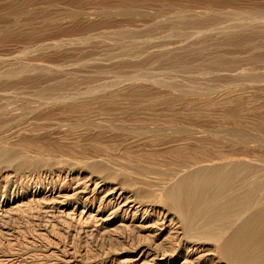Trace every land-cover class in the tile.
Returning a JSON list of instances; mask_svg holds the SVG:
<instances>
[{"label":"bare ground","instance_id":"6f19581e","mask_svg":"<svg viewBox=\"0 0 264 264\" xmlns=\"http://www.w3.org/2000/svg\"><path fill=\"white\" fill-rule=\"evenodd\" d=\"M161 1L168 0H4L5 9L11 12L0 15V45L10 40L17 41L21 44L23 56L30 53L31 56L33 54L40 56L36 55L35 61H39L41 57L48 59L53 53L48 55L49 49L59 53L67 46L85 47L90 39L88 35L91 34L90 32L87 34L86 29L91 27L84 25V22L86 23L92 17H98V19L101 17L106 20L104 23L111 30L105 27L109 33L106 30L102 32L103 29L97 35L107 33L108 37L109 34V42L119 47L112 48H118L119 51L130 53L134 57L133 55H139L137 53L142 45L152 47V43L148 44L151 42L150 35L159 31L162 24L168 25L167 28L175 31L176 34L188 36L190 32L185 34L187 28L191 27L188 25L194 24L198 26H194L195 28L206 30L217 21L215 18L202 19V16L207 17L213 14L221 19L225 14L235 16L236 18L228 19L234 20V23L229 21L234 26L226 24V27L225 23H222L223 26L219 24L222 28L225 26L223 28L225 31L220 29L223 35L222 33L217 35L219 39L211 35L209 28L208 32L211 36H207V32L202 30L207 35L201 39L200 51L191 62H185L186 53L175 57H172L170 53H163L164 55L157 54L145 59L147 62L167 58L172 64L170 71L176 70L181 74L184 73L183 75H188H185L187 78L183 79L187 84L181 81L177 84L175 81L174 83L173 81L171 83L157 82L158 86L170 92H167L169 96L165 93L166 96L163 97L164 111H143L145 108L155 107L156 103L160 104L161 98L158 96L155 102L145 103L141 100L142 111H134L135 108H131L133 111H120L114 101L117 95L115 94L113 98L111 94L114 93L108 95L106 89H103L101 94L96 93L103 98L98 104L96 103L97 105H93L95 102L93 100H98L99 95L95 97L94 93L88 97L84 95L92 93L93 90L90 88L77 94V97L70 93L60 95L58 97L60 107L65 109L60 111L64 120L68 119L67 121L70 122L69 119H73L75 128L81 129H78L79 133L77 132L79 138L64 146L63 151L70 159L68 160L72 161L73 164L69 163L71 167L76 165L74 168L79 167V171L87 174L88 177L94 174L99 180L102 179L104 184H110L108 190L105 189L106 194L103 190L107 203L111 199L108 198L117 193L118 201L122 198V206L133 203L129 204L131 210L129 218L132 216V222L137 221L136 216L139 212L143 216L139 225L136 226L146 232V235L141 236V240L138 241L140 244L144 243L143 259L139 262L126 258L118 260L116 264H264V111L254 114L251 110L253 111L256 107L258 109L259 105L248 104L245 106L249 109L247 113L251 112L253 115L250 125L242 124L243 118L240 113L227 111V113H219L218 116L221 122L224 120L229 122L215 124V126L210 125L212 119L209 120V118L212 113L207 111L213 107L215 111L216 108L234 110L236 107H241L245 97L241 96L240 102L238 98L245 93H242L245 90L248 91L246 92L248 95L256 97L255 101L259 97L264 99V0L181 2L169 0L171 2L167 5H161ZM150 9L154 13H149ZM11 14L22 17L23 24L16 19H10L8 16ZM149 14H151L150 19L160 18V20H154V24L150 22L152 24L149 23V25L145 21ZM135 20H143L145 22L143 28L147 31L138 30L135 26H132L134 29L130 27L138 23H133ZM141 22L139 26L143 23ZM104 23H102L103 26H106ZM94 24L92 26L95 28ZM29 25H31L29 28L25 27ZM99 25L98 28H101V24ZM219 25L216 26L215 31L219 30ZM212 28L211 31L214 30ZM153 44L155 46V43ZM160 44L157 47H160ZM208 45L212 47V50L214 48L213 55L211 50V57L210 54H204L206 47H210ZM222 49L223 51L230 49L234 53L245 50L247 55L242 58V55L236 52L235 54H240L242 59L239 58L240 56L237 57L238 54L228 58L232 54L228 52L229 54L225 55L226 52L221 51ZM76 51L80 52V49ZM83 51L84 49H81V52ZM39 63L32 64L21 60L15 67L10 64L0 71V86L14 85L16 79L21 77L26 79L30 72L47 71V67ZM241 63H245V66L248 64L249 66H246L248 68L240 66ZM238 65L244 69L235 71L237 67L240 68ZM197 70L202 71L200 74L214 75L210 77L211 80L209 77H204L208 78L209 82L213 81L212 83L216 78L217 84L223 83L225 79L219 80H222L227 72L230 76L232 72L235 71V73L231 79L226 77L230 81L233 80L231 82L227 80L230 84L225 80L226 87L225 84H222L224 86L219 84L223 87L221 89L222 87H215L217 84H209L207 80L202 81L203 75L199 73L201 81L208 84L198 85L195 81L197 76L196 78L193 76ZM222 71L226 74L223 76L220 74L219 77L218 74ZM130 80L134 82L135 78ZM56 88V85L36 88L33 93L41 98L46 92H55ZM133 91L128 95L132 96ZM211 96L214 97L210 98ZM231 99H237L240 104L235 101L231 105L233 101ZM65 101L68 104H65ZM196 101L199 102L196 103ZM175 105H178L181 111H177ZM241 111L239 108L237 112ZM242 113L245 112H241V115ZM212 116L211 118H216V115ZM234 118L237 120L231 121ZM208 120L210 124L207 123ZM247 126H254L255 131H251ZM82 140L87 142L86 145H77ZM36 161V158H31L23 149L0 145V164H5L15 171L25 169ZM69 183L71 185V180ZM96 183L93 184L96 186ZM66 187L68 189V186ZM118 201L115 202L118 203ZM20 204L11 208L18 210L21 207ZM114 209L116 210L117 207ZM97 211L99 210L96 209L95 212ZM91 215L87 209L82 210L78 217L79 220L88 222L93 217ZM124 217L126 215L120 220L122 223L115 225L118 226L115 230L119 237L132 229L124 223ZM102 219L99 220L102 221ZM110 220L113 219L110 218ZM122 246L121 242L114 241L111 251L119 253L123 249ZM53 250L52 245H47L45 259L55 256ZM74 260L69 254L61 260V264H74Z\"/></svg>","mask_w":264,"mask_h":264},{"label":"rangeland","instance_id":"374dc122","mask_svg":"<svg viewBox=\"0 0 264 264\" xmlns=\"http://www.w3.org/2000/svg\"><path fill=\"white\" fill-rule=\"evenodd\" d=\"M179 1L181 2L188 0H173V2ZM165 2L166 1H161V5H167V3L171 1L168 0L166 3ZM5 8L6 7L4 6V0H0V15L4 12H11L10 10ZM150 11L151 12L149 13H154L152 12V9H150ZM150 16L151 14H149V16L145 20L148 24L150 22L154 24V20H160V18L150 19ZM225 16L223 15L224 18L222 17V19L221 17H216L213 14L207 17L202 16V19L215 18L218 21L214 22L216 25L211 24V26L215 25V27H213L214 30L211 31L212 27H208L213 37L217 38L222 33V30L225 31V29L223 28L225 26L227 27L226 24H229L228 26H234V24H230L229 21L233 22L234 20L232 19L236 17L232 15H228L226 17ZM8 17L12 20L16 19L20 24H23L22 17H16L15 15L12 16V14ZM148 18L150 19V21ZM230 18L232 19L228 20ZM104 20L105 19L101 17L99 19L98 17H92L89 21H86L87 24L84 22V25L91 27L90 29L88 28L90 31L86 29V33L88 34V32H90L91 34L88 35L90 36V39L85 47L79 45H75L74 47L67 46L64 49L60 50L61 53L59 51L60 54L57 51L49 49L50 51H46L48 55L52 52L55 54L53 55V57V53L50 54L51 56L49 55L48 59L47 57L46 59L41 57L40 59H43L41 61L39 58V61H35L37 59V54L32 53L33 56H31V54L29 53L28 55L23 56L24 54L23 50L21 49V44L17 43V41H15V43L14 41L12 42L10 40V42H4L5 44L3 43L0 45V71L4 70L5 67L9 66L10 64H12L11 66L13 67L17 66L18 61L20 62L21 60L22 62L29 61V63L31 62L32 64L40 62L44 67H47V71L45 72H30L28 76L29 78L26 77V79H23L21 77L16 79L14 85L9 84L5 86H0V145L5 144L16 149H23V151L27 155H30L31 158L37 159V161L33 165L17 171L13 170L11 167L5 164H0V264H61V260L64 259L65 256H69V254L70 256L72 255L73 260L75 259L74 264H116L118 260L126 258H130L132 259V261L135 260L139 262L141 259H143V251H145L144 243L140 244V242L138 241L141 240V236L143 237L146 235V232L136 227L142 220L141 217L143 216L141 212H139L136 216L137 221L134 220L132 222V216L129 218L131 214L129 204L131 205L133 203H126L122 206V198H120V200L118 201L117 193H114L112 196H110L108 198H111L109 201L110 203H107V200L104 197L105 195H103V190L105 193L106 190H108V187H110V184H104V181H102L101 178V180H99L98 176L96 175V177L94 174H91L88 177L87 174H84L82 171H79V167L76 169L74 168L76 165H73L72 168L69 164L73 163L72 161H69L70 159L63 151L64 146L68 145L71 141H76L79 138V128H75L73 119H69V121H72V123L68 122V119L64 120V117L60 111H65V109L60 107V99L58 97L62 94L69 93L77 97V94L83 93L88 88L93 90L92 93L90 92L84 95L88 97L89 95L94 93L95 97L101 94V91L103 89H106V94L110 95L111 93H114L111 94L112 97L115 94L117 95L115 96L114 101L116 103L115 105L119 108L120 111H130L131 108H135L134 111H142L143 109L140 108L141 100H144L145 103L155 102L158 97L161 98L160 104L156 103L155 107H151V109L145 108L143 111H164L163 97H165V93L169 91H166V89L158 86L157 82L171 83L173 81L172 83H174L175 81V83L177 84L179 83V81H181V83L185 84L186 82H184L185 80L183 79L187 78L186 76L188 75L185 74V76L183 75L184 73L181 74V72H177L176 70V72L170 71L172 64L171 61L167 58H158L154 60H149L147 62L145 59H147L149 56H155L157 54L164 55L166 53H170L172 57H175L181 53H186L185 62H191L200 51L199 43L201 39H203V37L207 34V36H209L210 34L208 32V28L206 30L202 29L207 32L206 34L203 33L201 28H195L194 26L196 25L190 24L188 26L191 27L187 28L188 30H186L185 34H188L189 32L190 33L188 34V36L186 35V37L180 34H176L175 31L167 28L168 25L162 24L161 29L159 31L151 33L150 35L149 40L151 42L148 44L151 45L152 43V47H146V44L142 45L137 53L139 55H133L134 57H132L130 53L119 51V47L116 44H112L113 42H109V34L108 37L106 35L111 29H109V26L104 23ZM92 22L97 23L94 24ZM98 22L99 24H101V28H98L100 27ZM139 22L142 23H140V26L138 25ZM102 23H104L106 26H103ZM133 23L137 24L133 25L131 23L132 25L130 27L135 26V28L137 27L138 30L141 29L142 31H147V29L143 28V24L145 23L143 20H135ZM217 23L218 25L221 23V26H223V24L225 23V26L223 28L219 25V30H217L219 32L215 31L216 26H218ZM92 24L96 25L95 28L98 29H95ZM35 25L36 27H38L37 24ZM120 25L122 24L120 23ZM30 26L31 25L25 27L29 28ZM105 27L109 30L105 29ZM194 28L198 29V32L195 31ZM103 29L104 31H102ZM105 30L108 32L104 33V35H97L100 34L101 31L105 32ZM94 33H96V36H94ZM92 36L94 37V39ZM97 36H101L102 38H98ZM153 43H155L156 47ZM110 44L111 46H109ZM159 44L160 47H157L159 46ZM76 48L80 49V52H77ZM81 49H84V51L81 52ZM211 50V46L206 47L204 54H210ZM226 50L227 49H224L226 53L223 51V49L221 51H223L225 55H227L228 52L232 54L228 56V58H232L238 53L242 55V58L247 55L245 50L244 51L246 54H242L244 51L240 50V52L235 51V53L238 52L237 54H235L230 49H228L229 51ZM213 53L214 51L211 54L213 55ZM56 54L58 56H56ZM211 54L210 57L212 56ZM240 54H238L237 57L240 56L239 58H241ZM37 56L40 57L39 55ZM34 57H36V59H34ZM204 57H206V55H204ZM207 57L209 58V55H207ZM244 64L241 63L239 65H243L242 67H244ZM246 66L244 67L245 69L248 68ZM244 68L237 67L235 71L238 72L240 69ZM235 71L232 72L233 74H231V76L228 72L227 74L229 75H227L225 71V73L222 71L218 74V76L220 74H222L220 76H223V74L226 75L223 76V79L221 78L222 80H217L223 81L225 79L227 81L229 79L226 77H229L231 79ZM200 72L202 71L197 70L196 73H194L195 75H193L195 76V78L197 76L195 81L198 85L202 86L201 83H203V85L204 83H207L202 81L207 80L209 82V79L206 77H214V75L207 76L204 74H200ZM198 73L201 76L203 75V77H201L203 80L200 79V75H198ZM130 78H135V80H133L134 82H131V80L129 81ZM225 80L223 81V83L217 81V84L215 82V78L214 83H212L213 81H210L209 84H217L215 85V87H218L219 84H225L226 87L227 84ZM230 82L227 81V83L229 84ZM51 85L57 86V90L55 92H46L41 98L36 97L33 93L36 88H46ZM132 86L133 88H131ZM131 89L134 90L131 94L132 96H130V94L128 95V93H131ZM221 89H223V87ZM171 92L173 91L171 90ZM246 92L248 91H242L243 95H240V97L238 98L239 100L241 99V96L243 98L245 97L244 103L241 102L244 104H241L242 108H234L236 112L233 109L220 110L217 108L215 111V108L211 106L214 109L212 108L213 110L211 109L210 111H207L212 113V117L216 115V118L214 117L213 119L210 116L209 120H213H211L212 124L209 123V120L207 123L211 126H215V124L217 125L221 123L224 124V122L228 123V120H224L223 122H221L218 114L227 113V111H231L235 114L240 113V116L243 118L241 119L243 125H250V122L253 120V115L251 114V112L254 114H258L264 111V105L262 106V104H264V99L261 98V100L258 96L259 98L255 101L254 99L256 97L254 98L249 93L251 95L250 98V95H248V93ZM125 94L128 96H126ZM169 95L170 94L167 93V96ZM213 97L214 96H211L210 98ZM97 98L98 100H93L95 101L93 102V105H97L99 101H101L100 99H103L102 95H99ZM231 100L234 101H232L231 105L234 104L235 101H238L237 99ZM249 100L251 101V103ZM197 102L199 101H196V103ZM239 102L237 103L240 104ZM64 103L68 104L67 101H65ZM248 104H254V106L259 105V108L257 109L256 107V109H253V111L251 110L250 113H247L249 109H247L245 106H248ZM211 107H209V109ZM239 108L240 111L243 109L241 112H245L242 113L243 116L241 115V112H237L239 111ZM175 109L177 111H181V108L178 105H175ZM254 111L258 112L255 113ZM234 120L237 119H231V121ZM41 122L43 125L41 124ZM247 128L251 131H255L254 126H247ZM73 131H75L76 133ZM72 133L74 135H72ZM86 143L87 142L85 140H82L77 145L84 146L86 145ZM135 150H137V148ZM70 180L72 186L69 183ZM93 183H96V186ZM115 183H117V181ZM66 186H68V189ZM73 186L75 188H73ZM94 186L99 187L95 188ZM90 189L93 190L91 191ZM60 194L64 195L65 197ZM63 198L69 199L63 200ZM99 198L100 200L98 201ZM25 201H27L26 203L28 205L24 203ZM115 201H118V203H116ZM97 203H99V205ZM19 204L21 205V207L18 210L13 209L15 205L17 206ZM114 207H117V209L115 210ZM6 208H8L7 211ZM87 209L92 214V219L88 222H84L82 219L79 220L78 216L80 215L81 211ZM96 209L99 210L97 211L98 213L95 212ZM111 209L114 210L112 211ZM108 211L111 212L109 213ZM123 213L126 215V217H124V223H126V225L128 224L129 227H132V229H129V233H124V235L119 237L117 236L118 234L115 230V228L118 226L115 225H117V223L118 225L119 223H122L120 220L121 218H123V216H125ZM100 218H105V220L102 219V222L101 220H99ZM110 218H112L113 220L109 221ZM15 238L17 239L15 240ZM114 241L121 242V244L123 245V249L119 251L120 254L118 252L114 253L111 251V247L113 246ZM47 245H52V247L54 248L53 255L55 256H52L49 259H45L47 254Z\"/></svg>","mask_w":264,"mask_h":264}]
</instances>
